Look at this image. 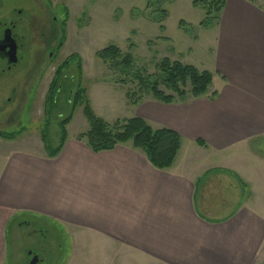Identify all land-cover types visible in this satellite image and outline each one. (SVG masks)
Returning <instances> with one entry per match:
<instances>
[{
    "label": "crops",
    "instance_id": "1",
    "mask_svg": "<svg viewBox=\"0 0 264 264\" xmlns=\"http://www.w3.org/2000/svg\"><path fill=\"white\" fill-rule=\"evenodd\" d=\"M214 29L216 98L135 112L180 136L170 168L131 145L93 153L74 138L52 158L12 151L2 230L25 215L57 225L60 264H264V156L250 150L264 139V4L225 0Z\"/></svg>",
    "mask_w": 264,
    "mask_h": 264
},
{
    "label": "rangeland",
    "instance_id": "2",
    "mask_svg": "<svg viewBox=\"0 0 264 264\" xmlns=\"http://www.w3.org/2000/svg\"><path fill=\"white\" fill-rule=\"evenodd\" d=\"M192 1L161 0L157 5L156 0H0V39L4 29H13L18 45L15 65L7 68L0 60V165L12 151L42 153L43 134L55 148L58 125L70 113L67 139L85 133L82 107L76 101L71 106L78 89L85 90L94 115L111 124L134 118L142 104L152 102L146 99L131 106L129 87L113 83L109 65L96 58L110 45L130 53L135 65L149 73L166 58L213 74L211 47H216L218 32L215 27H197L204 11L194 9ZM159 10L167 17L156 23ZM180 21L195 27V40L178 28ZM57 77L60 91L51 103ZM218 86L219 81H213L212 89ZM251 145L252 152L264 156L257 150L264 139ZM60 232L43 219L16 217L4 231L0 227V264H28L30 254L38 264H60L66 244Z\"/></svg>",
    "mask_w": 264,
    "mask_h": 264
},
{
    "label": "trees",
    "instance_id": "3",
    "mask_svg": "<svg viewBox=\"0 0 264 264\" xmlns=\"http://www.w3.org/2000/svg\"><path fill=\"white\" fill-rule=\"evenodd\" d=\"M160 1L156 0L157 5ZM191 6L204 11V19L197 27L208 30L218 25L225 0H193ZM166 17L167 13L159 10L154 22L160 23ZM178 28L187 36L196 39L194 26L180 21ZM96 58L109 65L113 83L129 87L128 99L131 106H136L146 99L171 105L185 103L189 99H197L204 95L210 100L217 96L215 91L208 93L213 75L191 65L171 62L165 58L155 64L153 73H149L145 68L135 65L130 53H122L113 45L97 52ZM58 81L57 77L51 85V103L55 101L60 91ZM73 103L82 107L83 116L88 124L87 131L78 135L76 141L84 143L93 153L112 151L118 145H131L132 149L140 151L154 168L165 170L171 167L180 148V136L175 132L165 128L153 129L140 118L107 123L94 115L83 89H78L71 106ZM70 121L71 113L59 123V142L55 148L49 145L43 134L44 150L48 157H55L61 150L67 139L66 126Z\"/></svg>",
    "mask_w": 264,
    "mask_h": 264
},
{
    "label": "water",
    "instance_id": "4",
    "mask_svg": "<svg viewBox=\"0 0 264 264\" xmlns=\"http://www.w3.org/2000/svg\"><path fill=\"white\" fill-rule=\"evenodd\" d=\"M0 59L6 60V63L11 66L17 63V46L11 36V30L6 29L3 32L0 40ZM28 264H38V258L33 256Z\"/></svg>",
    "mask_w": 264,
    "mask_h": 264
},
{
    "label": "flooded vegetation",
    "instance_id": "5",
    "mask_svg": "<svg viewBox=\"0 0 264 264\" xmlns=\"http://www.w3.org/2000/svg\"><path fill=\"white\" fill-rule=\"evenodd\" d=\"M10 28H12V27H10ZM5 30H6V29H4V30H3V32H4ZM10 30H11V32H12V30H13V29H10ZM2 36H3V35H2ZM11 36H12V38L14 39V37H13L12 33H11ZM1 39H2V37H1ZM1 39H0V40H1ZM14 41H15V43H16L17 50H18V45H17V42H16V40H15V39H14ZM0 60H1V61H3V62L6 64L7 68H9V67H10V66H9V65L6 63V60H4V59H0ZM11 66H12V65H11ZM30 256H31V258H30V259H32V257H33L34 255H31V254H30Z\"/></svg>",
    "mask_w": 264,
    "mask_h": 264
}]
</instances>
